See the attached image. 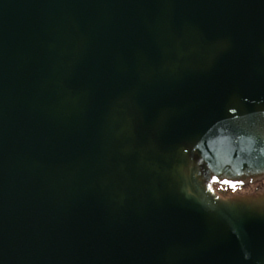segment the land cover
I'll return each mask as SVG.
<instances>
[{"label": "water", "instance_id": "95a60500", "mask_svg": "<svg viewBox=\"0 0 264 264\" xmlns=\"http://www.w3.org/2000/svg\"><path fill=\"white\" fill-rule=\"evenodd\" d=\"M264 0H0V264H264Z\"/></svg>", "mask_w": 264, "mask_h": 264}, {"label": "rangeland", "instance_id": "374dc122", "mask_svg": "<svg viewBox=\"0 0 264 264\" xmlns=\"http://www.w3.org/2000/svg\"><path fill=\"white\" fill-rule=\"evenodd\" d=\"M218 190L222 195L251 193L257 190H264V181L260 184H256L248 187H242V188L218 187Z\"/></svg>", "mask_w": 264, "mask_h": 264}]
</instances>
